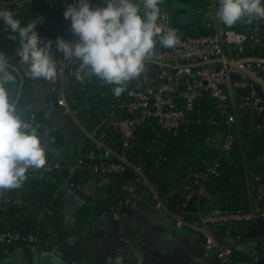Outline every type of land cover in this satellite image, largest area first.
I'll return each mask as SVG.
<instances>
[{"label":"trees","instance_id":"trees-1","mask_svg":"<svg viewBox=\"0 0 264 264\" xmlns=\"http://www.w3.org/2000/svg\"><path fill=\"white\" fill-rule=\"evenodd\" d=\"M17 1L18 3H13V0H0V10L12 11L15 18L21 21L22 26L33 19H38V13L42 14L43 21L36 30L43 41L52 42V51L56 53L57 59H62V54L56 51L57 37L69 41L72 35L71 22L63 17L65 10L40 4L36 0ZM201 1L200 5L204 10L207 0ZM176 16L170 14L173 26L179 25L181 28V35L214 32V27L210 23L203 22L200 17L195 18L188 27H184V24L176 21ZM219 23L223 29L230 28L242 32L249 30V23L246 21H239L231 27L220 21ZM261 27L262 45L256 48L250 46L241 48L238 51L241 57L264 58V20ZM10 32V28H5L3 21L0 20V53L6 56L9 70L17 77L14 84L7 85L10 97L19 108L24 110L26 118L41 123L38 128L44 135V145L49 149L66 143L64 130L51 127V116L59 112L68 116L78 135L77 141L71 142L78 154L73 160L61 158L65 167L60 170L30 172L19 189H0V256L16 246L25 248L34 246V244L3 238L1 234L6 230L21 234H37L39 242L48 237L46 233L49 220L58 208L55 192L64 183L75 190L83 181L93 180L101 183L98 187V196L94 199L86 198L87 208L90 206L98 208L94 215L102 211L111 212L112 208L124 215L131 207L124 205L126 187L129 184L135 186L141 200H149L148 190L135 175L68 170V164L78 159L84 164H89L110 161L115 159V156L104 157L102 150L96 148L95 144L85 136L73 117L62 112L57 100L64 95L79 125L90 131L99 126L112 111L116 118L125 116L123 110L116 106L118 100L124 98L125 90L117 97L112 91L115 85L105 84L95 77L88 78L84 73H81L85 76L83 82L78 81L74 74L77 66L71 63H68L62 78L58 76L55 82L26 76V66L20 64V58L16 55L19 45L18 34H14L17 35V40L14 41L9 39ZM159 47L161 46L157 44V48ZM150 65L152 68L158 66L155 63ZM36 84L44 86L50 84L56 90L42 108H33L30 105L32 102L30 92ZM243 93L244 91H236L235 95L239 97ZM211 116L218 117V114L214 111L210 100L205 97L189 113L186 124L163 129L150 119L145 124L136 126L130 138V147L126 149L122 147L119 135L111 126L99 127V132L104 133L103 139L112 151L124 152L130 161L140 165L143 175L157 190L163 204L170 212L180 213L184 218L188 215L184 212V206L189 191L199 187L200 181L197 180L196 175L215 162L218 164L216 174H210L203 182L204 189L200 198L204 200V204L200 207V212L209 209L221 213L262 209L264 206V106H261L255 114L248 111L238 113L235 139L225 154L220 153L222 141L214 143V140L216 132L224 136L226 127L222 124L209 125ZM58 159L53 158L49 150L48 161ZM257 175L261 176L255 180L254 177ZM259 194L262 196L261 201L258 200ZM210 228L216 239L224 240L231 246L233 261L239 264H264V258L252 262L251 257L241 249L245 244L255 242L264 246V221L216 223ZM63 236L61 234L52 237L61 239Z\"/></svg>","mask_w":264,"mask_h":264},{"label":"built area","instance_id":"built-area-1","mask_svg":"<svg viewBox=\"0 0 264 264\" xmlns=\"http://www.w3.org/2000/svg\"><path fill=\"white\" fill-rule=\"evenodd\" d=\"M36 1L61 10H66L69 4L77 3V0ZM210 1L212 5L218 4V0ZM14 2L18 3L17 0H13ZM90 3L93 8L106 6V4L99 5L93 0H90ZM161 12L162 19L159 22L164 24L166 28H175L170 14L163 9ZM38 18L42 23L44 16L38 13ZM262 22L263 20L260 19L253 20L252 23H249L248 32L221 27L214 28V32L210 34L181 35L177 32L180 37V44L170 49L156 47L152 57L146 61L145 71L141 76L127 83L124 98L119 99L116 104L123 110L125 116L116 118L112 111L99 126L90 131H86L79 125L64 95H61L57 100L62 112L73 117L85 136L95 144L96 148L102 150L104 157L115 156V159L110 161L89 164H84L82 160L78 159L68 164L69 172L89 170L107 174L129 171L146 187L149 194L148 199L155 208L168 212L177 227L187 225L202 235L204 258L215 255L223 264L239 263L232 260L233 250L231 246L224 240L216 239L210 226L216 223H257L261 220L264 221V206L260 210L249 209L227 213L216 212L213 209L206 212L199 210L196 219L187 221L182 214L170 212L166 208L157 190L149 184L143 175L140 165L130 161L124 152L115 153L107 146L103 139L104 133L99 132V127L111 126L119 135L122 147L126 149L130 147V138H132L136 126L145 124L150 119L163 129H172L186 124L189 113L193 111L199 101L206 97L218 114V117L211 116L208 124L211 126L222 124L226 127L220 145V153H227L235 139L238 113L248 111L255 114L261 106H264V62L243 61L234 65L240 59L249 58L239 55L238 51L241 48L245 46L256 48L262 45L260 36ZM77 40L78 37L72 35L69 42L75 43ZM217 59H221V61ZM151 63L158 66L152 68ZM67 66L68 63L63 66V72L59 75L60 78H62ZM26 76L28 75L26 74ZM236 91H244V93L236 97ZM33 124L37 127L41 125L39 122H33ZM217 166L218 164L215 162L196 175L197 180L200 181L199 187L189 191L187 201L193 195L200 198L204 189L203 182L210 174H216ZM63 167H65L64 162L58 159L48 161L44 169L33 171L51 172ZM260 176L257 175L254 179L258 180ZM126 191L127 195L124 200L126 207L132 206L141 199L133 184H129ZM258 200H262L261 194L258 195ZM111 215L114 220H120L122 217V214L115 208H112ZM1 236L10 241H21L34 245L39 242L38 235L32 233L21 234L6 230ZM199 261L202 262V260Z\"/></svg>","mask_w":264,"mask_h":264},{"label":"clouds","instance_id":"clouds-1","mask_svg":"<svg viewBox=\"0 0 264 264\" xmlns=\"http://www.w3.org/2000/svg\"><path fill=\"white\" fill-rule=\"evenodd\" d=\"M106 6H91L90 0H77L63 12L71 22V32L78 37L75 43L57 37V59L52 42L43 41L33 19L25 26L10 10H0V20L10 28L9 39L19 37L16 55L25 72L33 79L55 82L66 63L76 65L75 77L83 82L85 76L95 77L108 85L117 97L127 83L145 71L148 61L159 44L174 48L180 44L177 30L165 27L162 19V0H104ZM218 21L231 27L239 21L252 23L264 20L262 0H218ZM9 61L0 53V189H19L33 170L44 169L49 148L44 135L24 116L10 97L7 87L17 80L9 70ZM71 242V241H70Z\"/></svg>","mask_w":264,"mask_h":264},{"label":"crops","instance_id":"crops-1","mask_svg":"<svg viewBox=\"0 0 264 264\" xmlns=\"http://www.w3.org/2000/svg\"><path fill=\"white\" fill-rule=\"evenodd\" d=\"M93 1L105 4L104 0ZM200 3L201 0H195L192 18L183 16L180 23L188 27L200 17L214 28L221 27L216 17L217 5L207 0L206 8L202 10ZM53 94L50 84H36L30 92V105L42 108ZM50 122L52 128H57L53 115ZM63 133L65 135L66 131ZM64 137L66 143L50 147V154L53 158L73 160L78 151ZM100 184L87 180L78 184L76 190L67 183L59 186L54 196L58 208L49 220L48 237L40 240L38 245L16 246L3 253L0 264H223L215 255L203 257V237L199 232L187 225L177 227L168 212L155 208L150 202L138 200L120 220H114L110 211L94 215L98 208H87L86 198H96ZM197 217L198 213H188L185 219ZM61 234L64 235L61 239L54 238ZM241 249L252 262L260 260L248 244Z\"/></svg>","mask_w":264,"mask_h":264},{"label":"rangeland","instance_id":"rangeland-1","mask_svg":"<svg viewBox=\"0 0 264 264\" xmlns=\"http://www.w3.org/2000/svg\"><path fill=\"white\" fill-rule=\"evenodd\" d=\"M195 0H164L162 1L160 7L169 11V13L176 14V21L180 23L183 16L189 20L193 16V4ZM192 12V13H191ZM53 91H56L53 89ZM54 122L57 124V128H62L66 131L65 136L68 141L75 142L77 141L78 135L74 131L75 126L71 123L68 116H64L61 112L54 115ZM223 139L222 133H219L215 136L214 143H220ZM146 202H150L146 200ZM264 244V241H263ZM251 251H254L259 259L264 258V246L261 243H248Z\"/></svg>","mask_w":264,"mask_h":264},{"label":"water","instance_id":"water-1","mask_svg":"<svg viewBox=\"0 0 264 264\" xmlns=\"http://www.w3.org/2000/svg\"><path fill=\"white\" fill-rule=\"evenodd\" d=\"M175 28H176L178 33H181V28L179 26H176ZM217 60L221 61V59H217ZM210 61H207V62H210ZM243 61L244 62H255V61L264 62V58H261V57L244 58V59L238 60L236 63H234V65H237L238 62H243ZM232 77L234 78L235 76H232ZM259 105H261V103H259ZM123 174L127 175V176L131 175V173L129 171H125ZM203 204H204V200L203 199L198 198L196 195H193L186 202V204L184 206V212L197 213L200 210V207Z\"/></svg>","mask_w":264,"mask_h":264}]
</instances>
